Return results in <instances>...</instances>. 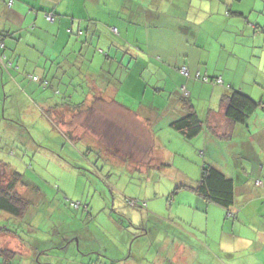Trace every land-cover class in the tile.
Instances as JSON below:
<instances>
[{
	"label": "crops",
	"instance_id": "1",
	"mask_svg": "<svg viewBox=\"0 0 264 264\" xmlns=\"http://www.w3.org/2000/svg\"><path fill=\"white\" fill-rule=\"evenodd\" d=\"M49 11L51 20L45 16ZM0 43L8 64L5 68L0 61V131L8 116L25 110L30 97L41 108L68 109L62 111L71 120L77 109L82 132L98 134L96 144L105 155L134 156L129 166L150 179L158 171L180 170L170 184L185 193L174 192L183 195L177 202L171 195L172 204L193 205L203 216L175 213L172 236L191 237L196 264H264V0H0ZM198 73L210 81L197 79ZM233 89L261 103L245 123L224 115L222 98ZM184 102L204 123L190 140L171 125L186 113ZM96 121L97 131L84 127ZM204 163L233 179L230 209L189 188L197 184ZM78 210H69L72 217L62 220L67 233L43 258L48 263L37 255L38 263L65 258L69 264H168L143 262L140 255L159 239L169 240L171 226L145 228L144 218L139 225L110 211L102 217L111 221L108 230L90 201ZM91 221L102 231L87 243ZM187 224L195 230L192 235L184 230ZM175 238L169 240L173 245L179 243ZM203 251L210 257L203 258ZM34 256L32 251L29 261L23 255L16 259L35 264Z\"/></svg>",
	"mask_w": 264,
	"mask_h": 264
},
{
	"label": "rangeland",
	"instance_id": "2",
	"mask_svg": "<svg viewBox=\"0 0 264 264\" xmlns=\"http://www.w3.org/2000/svg\"><path fill=\"white\" fill-rule=\"evenodd\" d=\"M55 96L62 102L63 95L61 97L58 93ZM30 99L31 103L28 101L23 103L25 110L21 114L18 111L16 115H11L12 118L8 116L9 124L2 126L0 131V159L22 174L18 185L19 192L30 201L23 217H16L0 210V228L7 227L12 231L0 234V248L7 249L4 250V254L7 255L5 259L12 260L11 264H23L21 260L16 259L22 255L29 261L32 251H35L33 248H38L39 245L63 242L59 237L67 233V223L62 220H69L68 218L72 217L69 210L79 211L74 203L85 206V203L90 201L101 226L108 230L112 228L109 226L111 221L102 217L108 216L107 212L110 211L124 214L126 218L133 219L135 224L139 225L144 218L145 228L161 225L160 230H167L168 226H171L169 231L171 241L173 239L175 241V237L179 238L177 235L172 236L173 224L176 222L175 213H187L190 216L196 213L197 218L203 216L200 212H193L195 211L191 208L193 205L185 207L172 204L171 195L176 202L183 195L174 192L182 190L185 193L178 185L170 184L173 178L176 179L180 175L179 169L158 171L155 173L156 176L150 179L149 173L140 172L139 168L133 170L129 166L135 160L134 156L128 155L129 159H121L113 153L107 152L105 155L103 146L99 147L96 144L99 142L98 134L90 136L82 132V114L77 109H73L76 110V115L71 120L70 115L62 111L68 109L41 108L31 97ZM6 110L10 115L11 104ZM55 111L59 112L58 115H53ZM84 127L97 131L98 121ZM210 146L213 147V143ZM172 147L174 148V145ZM201 172L200 167V171H197L199 177ZM191 174L195 175V171ZM2 175L5 176L6 173H3L0 167V178ZM191 193L192 191L184 194L188 203L193 200ZM130 200L137 206H131L128 202ZM105 207L108 208L106 211ZM150 217H161L165 222ZM90 225L97 234L102 231L94 226L93 221ZM56 226L58 227L55 228ZM184 230L191 235L195 232L191 224H187ZM182 237L184 240L179 238L180 246L179 243L171 244L170 238L159 239L152 251L140 255L144 258L143 262H156L161 259L168 264H196L199 259L197 247L189 235L182 233ZM10 248L15 251L11 252ZM76 250L80 251L77 248ZM70 253L73 254L72 251ZM199 254L201 255L200 251ZM37 255L41 258L40 261L48 263V260L43 259L49 255L48 252L39 254L35 251L33 259L35 264H40ZM93 256L90 255L89 260ZM202 256L210 257V254L206 252L205 255L203 251ZM60 257L62 258V255ZM62 260L61 263L53 260L52 264H69L65 258ZM3 262V258L0 257V263Z\"/></svg>",
	"mask_w": 264,
	"mask_h": 264
},
{
	"label": "trees",
	"instance_id": "3",
	"mask_svg": "<svg viewBox=\"0 0 264 264\" xmlns=\"http://www.w3.org/2000/svg\"><path fill=\"white\" fill-rule=\"evenodd\" d=\"M49 15H52V12H46V19L51 20L49 19ZM221 104L224 109V115L234 123H245L250 115L261 106L260 102L255 101L252 97L237 89H233L228 94H225ZM184 105L186 113L181 118L174 120L171 125L182 137L190 140L202 131L204 123L194 111L190 102H184ZM0 167L3 173H6L5 176L2 175V178H0V210L16 217H23L30 205V201L23 193L19 192L18 185L20 184L22 174L13 170L10 165L2 159H0ZM189 188L194 190V192L206 202L213 203L225 209H230L235 203V185L233 179L226 176L220 169L208 163L203 164L201 176L197 184ZM128 202L131 206H137L132 200ZM74 204L77 208L80 207L79 203ZM150 218L153 219V217ZM7 232L12 231L7 227L0 228V234ZM92 233L91 237L86 238L87 243L98 239L96 238L97 232L92 231ZM50 234H52V232H50ZM82 238L84 239L85 237H80V240ZM55 248H57L56 243L50 242L47 246L42 244L39 245L38 248L33 249L39 254H44L50 249ZM4 250L7 249L0 248V257L3 258L4 264H8L10 259L8 261L5 259L7 255L4 254ZM10 250H13L11 252L15 251L11 248Z\"/></svg>",
	"mask_w": 264,
	"mask_h": 264
},
{
	"label": "built area",
	"instance_id": "4",
	"mask_svg": "<svg viewBox=\"0 0 264 264\" xmlns=\"http://www.w3.org/2000/svg\"><path fill=\"white\" fill-rule=\"evenodd\" d=\"M12 3V1L10 2V4ZM49 19H52V15H49ZM114 30H116V29H114ZM0 46H3V44L2 43H0ZM3 55L2 56H0V61H1V63H2V66L3 67H5V68H7L8 67V64L7 63H5V61L3 60ZM180 71H181V73L183 74V75H185V76H188L189 75V72H188V70H187V68L186 67H182L181 69H180ZM35 78H39L37 75L36 76H34ZM196 78H201V79H203L204 81H210L209 80V77H207V76H201L199 73L196 75ZM217 82H222L221 81V79L219 78V79H217ZM258 182H260V181H258Z\"/></svg>",
	"mask_w": 264,
	"mask_h": 264
}]
</instances>
